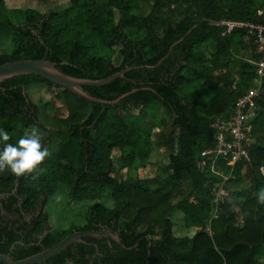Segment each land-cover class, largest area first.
<instances>
[{
	"label": "trees",
	"instance_id": "trees-1",
	"mask_svg": "<svg viewBox=\"0 0 264 264\" xmlns=\"http://www.w3.org/2000/svg\"><path fill=\"white\" fill-rule=\"evenodd\" d=\"M143 4L149 6L146 14ZM263 7L264 0H69L64 9L41 14L8 10L0 0V65L45 58L61 73L90 81L143 67L104 87L83 88L105 102L130 93L114 105L93 104L57 88L56 101L66 114L55 132L39 122L38 107L28 94L33 85L52 93V84L35 76L0 84V128L10 135L7 143L15 145L35 126L45 133L42 143L52 152L38 174L0 170V195L16 187L26 212L42 207L32 225L36 236L47 231L41 244L50 248L72 232L103 228L119 232L127 249L139 240L125 251L110 239H82L75 254L68 247L52 259L54 264L63 258L73 264H264V201L259 199L264 189V77L245 144L249 162L231 167L229 159H219V174L196 168L201 152L214 147L213 124L259 87L254 62L261 57L254 53L248 31L226 33V27L216 24L264 25L258 16ZM240 44L253 64L235 56ZM152 104L157 106L150 108ZM158 107L169 121H160L153 139L147 118L156 117ZM52 138L57 143L49 146ZM155 143L169 148L167 176L159 188L138 177ZM121 170L131 176L117 181L111 175ZM222 174H230L224 183L227 195L215 209L212 190L223 181ZM240 180L246 188L232 196L227 184ZM59 185L66 188L68 203L98 201L110 188L112 207L94 203L84 225L58 233L43 210ZM174 196L178 199L173 203ZM174 210L182 213L186 228L195 229L192 236H173Z\"/></svg>",
	"mask_w": 264,
	"mask_h": 264
},
{
	"label": "rangeland",
	"instance_id": "rangeland-1",
	"mask_svg": "<svg viewBox=\"0 0 264 264\" xmlns=\"http://www.w3.org/2000/svg\"><path fill=\"white\" fill-rule=\"evenodd\" d=\"M5 7L8 10L20 9H34L35 11L40 12L41 14L47 12L60 11L68 6L69 0H4ZM143 12L144 14L148 13L149 6L143 4ZM13 17V12L10 14ZM7 50V49H6ZM235 56L249 60L250 54L242 49L241 44L237 45L234 49ZM58 91L55 93L49 92L44 86L33 85L29 88L28 94L30 100L33 104L38 107L37 119L39 122L45 126L47 129L52 132L56 131L57 125L59 123V118L64 117L66 111L63 106L60 105V102L56 101ZM50 102V103H48ZM54 106H53V105ZM157 104L150 105V108L156 107ZM156 117L147 118V121L150 119V123L152 122V131L149 134L153 139H155V135H157V131H159V123L163 119L168 120L167 114L162 107L157 108ZM256 112V110H255ZM254 116V114H253ZM253 119V118H252ZM169 121V120H168ZM252 122V121H251ZM27 130L25 133H28ZM53 136V134H52ZM56 139H51L49 146L56 145ZM169 152V148L167 147H158L155 143L150 155L149 162L145 166V168L139 166L138 168V177L141 180L148 181L151 188H155L156 186L159 188L163 187L164 178L167 176L165 172V167L168 164L167 153ZM114 160L117 157V153H113ZM116 166V165H115ZM223 175V174H222ZM117 181L125 180L127 177L131 176L130 173H126V171L121 170L118 173L112 174ZM132 176H137L136 174H132ZM226 176V175H224ZM151 181V182H150ZM154 181V182H153ZM156 185V186H155ZM231 189V195H235L239 192H243L241 188H246L247 185L245 182L237 181L236 184H227ZM237 185L239 188H234L232 186ZM232 187V188H231ZM241 190V191H240ZM225 192V191H224ZM111 190L110 188H106L103 192L101 199L95 202H80V203H68L67 202V190L64 186L59 185L56 193L47 201L44 207V213L48 217V224L50 228L58 233L69 230L73 226L81 227L86 223L87 212L90 206L94 203H103L107 208L112 207V201L110 198ZM226 193V192H225ZM229 193V192H228ZM227 194V193H226ZM178 199L177 196L172 198V202H176ZM171 220L173 223V236L181 238L184 236H189L192 234L190 231H187L184 223L182 222V214L177 212L176 210L172 212Z\"/></svg>",
	"mask_w": 264,
	"mask_h": 264
},
{
	"label": "built area",
	"instance_id": "built-area-1",
	"mask_svg": "<svg viewBox=\"0 0 264 264\" xmlns=\"http://www.w3.org/2000/svg\"><path fill=\"white\" fill-rule=\"evenodd\" d=\"M258 16L264 18V7L258 12ZM216 26L226 27V33L231 32L233 29L247 30L252 39L251 45L254 53L261 57L257 63L254 62V66L256 67L255 73L258 77V81H255V83H258L259 87L245 93L233 104L227 116H221L217 119L213 124L214 147L202 151L196 161L198 171L209 170L214 174H219L216 167L219 159H229L231 167H234L241 161L249 162L245 144L252 129L251 121L254 118L255 100L261 93V84L264 77V25L242 22H220ZM260 171L264 174L262 167ZM220 176H222L223 181L214 185L212 190L215 209L221 199L227 195L224 192V183L230 178V174ZM212 218H216L215 213Z\"/></svg>",
	"mask_w": 264,
	"mask_h": 264
},
{
	"label": "water",
	"instance_id": "water-1",
	"mask_svg": "<svg viewBox=\"0 0 264 264\" xmlns=\"http://www.w3.org/2000/svg\"><path fill=\"white\" fill-rule=\"evenodd\" d=\"M183 38L179 42L172 45L169 48L166 56L163 59H161L153 68L159 66V64H161L163 60L169 56L171 50L177 44H179L183 40ZM137 68H143V67H126L122 71L116 74H113L105 79L98 80V81H90V80L76 79V78H73V77H70V76H67L61 73L56 68V65L54 63L46 61L45 58L40 59V60H23V61L10 62V63H5V64L0 65V84L4 83L5 81L17 78V77L35 76V77H39L40 79H43L44 81L52 84L53 93H55L58 88L60 90H68L72 92L73 94H75L77 97L84 99L85 101L93 103V104H97L100 106L114 105L118 103L119 101H121L124 97H127L130 93L124 94L112 102H105V101H101L99 99H95L91 97L88 93L84 91L83 88L104 87L112 83L116 79H122L126 72L137 69ZM147 68L149 69L150 67H147ZM0 90L3 91L1 88ZM5 197H7V195H0V200H2ZM86 238L94 239V240H101L104 238H108L110 239V241H113L120 249L125 250V251H129L133 249L139 242L138 240L132 248L127 249L122 244L119 232L113 231L111 228H106L102 231L72 232L70 235H68L66 238H64L63 240H61L60 242H58L51 248L44 250L43 252L39 253L38 255L30 259H27L24 262H20L16 264H38L41 262L48 261L54 258L55 256L61 254L64 250H66L68 247L74 244H83L82 239H86ZM147 241L148 243L150 242L148 238H147ZM149 244H148V248H149ZM0 263L13 264L8 258V256H0Z\"/></svg>",
	"mask_w": 264,
	"mask_h": 264
},
{
	"label": "flooded vegetation",
	"instance_id": "flooded-vegetation-1",
	"mask_svg": "<svg viewBox=\"0 0 264 264\" xmlns=\"http://www.w3.org/2000/svg\"><path fill=\"white\" fill-rule=\"evenodd\" d=\"M15 188L8 194H2L7 195V197L0 200V256H8L13 264L24 262L44 250L49 249L41 244L47 231L45 230L42 234L36 236L32 228V225L38 220L41 214L42 207L39 205L34 210L26 212L22 208L21 199L15 195ZM12 198L15 199L13 203L10 202L11 200H8ZM3 200L4 202L2 203L1 201ZM104 229L106 228L100 231ZM104 239L108 240V238ZM76 245H72L74 247L71 248L73 254L77 252L75 249ZM52 259L38 264H54ZM55 264L73 263L71 260L63 258V263L58 262Z\"/></svg>",
	"mask_w": 264,
	"mask_h": 264
},
{
	"label": "clouds",
	"instance_id": "clouds-1",
	"mask_svg": "<svg viewBox=\"0 0 264 264\" xmlns=\"http://www.w3.org/2000/svg\"><path fill=\"white\" fill-rule=\"evenodd\" d=\"M44 135L38 127L33 126L14 145L7 143L10 135L0 128V144H3V150H0V170L7 168L16 176L42 172L39 166L52 155L50 149L42 143ZM259 199L264 201V189L260 190Z\"/></svg>",
	"mask_w": 264,
	"mask_h": 264
},
{
	"label": "crops",
	"instance_id": "crops-1",
	"mask_svg": "<svg viewBox=\"0 0 264 264\" xmlns=\"http://www.w3.org/2000/svg\"><path fill=\"white\" fill-rule=\"evenodd\" d=\"M249 61V60H248ZM251 61H249V63H250ZM175 211V210H174ZM173 211V212H174ZM177 212H180L179 210H176ZM181 213V212H180ZM172 214V213H171ZM182 214V213H181ZM183 216V215H182ZM170 219H171V216H170ZM172 221V220H171ZM182 222H183V217H182ZM184 223V222H183ZM173 227L174 226H172V231H173ZM186 227V226H185ZM187 229V231H190V233H192L190 236H192L194 233H195V229H193V228H186ZM206 232L207 233H209L210 234V229L209 228H207L206 229ZM172 234H173V232H172ZM189 236V234H188V236H184V237H190ZM175 237V236H174ZM176 238H178V237H176ZM181 238H183V237H181Z\"/></svg>",
	"mask_w": 264,
	"mask_h": 264
}]
</instances>
